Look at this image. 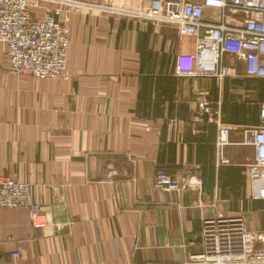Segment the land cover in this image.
Returning <instances> with one entry per match:
<instances>
[{
	"label": "crops",
	"instance_id": "1",
	"mask_svg": "<svg viewBox=\"0 0 264 264\" xmlns=\"http://www.w3.org/2000/svg\"><path fill=\"white\" fill-rule=\"evenodd\" d=\"M83 1L101 10L76 5L60 16L70 29L63 75L12 72L0 43V176L29 184L47 218L37 228L27 208H0V264H202L191 256L205 217L244 215L249 230L264 231V199L252 197L247 170L255 148L245 142L264 79L232 55L239 75L220 85L178 75L176 54L195 40L126 13L150 0ZM203 17L223 19L208 7ZM202 96L231 127L228 164L216 125L206 134L193 126ZM159 168L190 186L157 190Z\"/></svg>",
	"mask_w": 264,
	"mask_h": 264
},
{
	"label": "built area",
	"instance_id": "2",
	"mask_svg": "<svg viewBox=\"0 0 264 264\" xmlns=\"http://www.w3.org/2000/svg\"><path fill=\"white\" fill-rule=\"evenodd\" d=\"M75 6L69 0H0V43L6 46L12 72L38 78L65 73L70 29L60 16L63 8ZM206 7L220 10L223 19H204ZM126 13L140 21L175 26L182 38L195 40L192 48L176 54L178 75L211 77L220 85L239 75L236 66L226 61L232 55L243 62L247 76L264 79V0H150L141 10ZM198 100L193 126L206 134L210 125H216L220 161L228 164L223 151L231 127L222 121L219 106L204 96ZM245 136L255 148L247 161L252 197L264 199V102L258 124L245 128ZM189 186L188 179L163 168L156 172L157 190L180 193ZM0 208H27L35 227L47 224L29 186L12 178L0 177ZM196 239L202 250L191 257L202 264L264 263V231L249 230L244 215L205 217Z\"/></svg>",
	"mask_w": 264,
	"mask_h": 264
},
{
	"label": "rangeland",
	"instance_id": "3",
	"mask_svg": "<svg viewBox=\"0 0 264 264\" xmlns=\"http://www.w3.org/2000/svg\"><path fill=\"white\" fill-rule=\"evenodd\" d=\"M69 1H71V0H69ZM72 1H77V2H79V1H82V0H72ZM82 3V4H81ZM79 2L78 4H76V5H79L80 7L81 6H83V8L84 7H87V8H89V9H92V10H101V8L99 7V6H97V4H94V3H91V2H85L84 3V1L83 2ZM74 9H76L77 10V7H68V8H63V11H65V12H63L64 14L66 13V14H68L69 12H72ZM62 13V14H63ZM65 14V15H66ZM0 177H5V176H0ZM8 178H10V177H8ZM13 179V178H12ZM14 180H16V181H20V180H17V179H14ZM20 182H22V181H20ZM23 183H26V182H23ZM27 184V183H26ZM28 186H29V184H27ZM29 188H30V186H29ZM30 194H31V190H30ZM31 197H32V195H31ZM33 200V199H32ZM262 264H264V263H262Z\"/></svg>",
	"mask_w": 264,
	"mask_h": 264
}]
</instances>
